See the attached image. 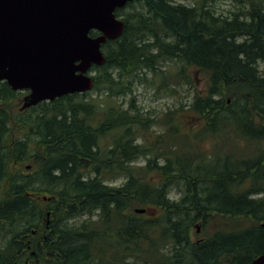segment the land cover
Returning a JSON list of instances; mask_svg holds the SVG:
<instances>
[{
    "label": "trees",
    "instance_id": "1",
    "mask_svg": "<svg viewBox=\"0 0 264 264\" xmlns=\"http://www.w3.org/2000/svg\"><path fill=\"white\" fill-rule=\"evenodd\" d=\"M209 1L117 10L126 27L102 46L90 92L15 113L28 92L0 82V264H251L264 254V0H234L225 15ZM169 64L193 87L190 72L202 74L206 88L160 122L135 97L124 104L149 74L167 86ZM155 124L163 130L147 145L141 131ZM209 221L218 230L194 241V225Z\"/></svg>",
    "mask_w": 264,
    "mask_h": 264
},
{
    "label": "water",
    "instance_id": "2",
    "mask_svg": "<svg viewBox=\"0 0 264 264\" xmlns=\"http://www.w3.org/2000/svg\"><path fill=\"white\" fill-rule=\"evenodd\" d=\"M135 1L0 0V82L28 92L21 111L92 91L91 69L106 63L102 46L126 27L116 11ZM251 264H264V254Z\"/></svg>",
    "mask_w": 264,
    "mask_h": 264
},
{
    "label": "rangeland",
    "instance_id": "3",
    "mask_svg": "<svg viewBox=\"0 0 264 264\" xmlns=\"http://www.w3.org/2000/svg\"><path fill=\"white\" fill-rule=\"evenodd\" d=\"M195 1L196 0H175V2L184 3L187 5H192L195 3ZM209 2L214 4L217 12L223 15L227 14L230 10L235 9L234 0H215V1L210 0ZM260 65L261 68H264V63H261ZM169 66L171 70L169 71L170 73L168 72L169 78L167 81V86L160 87L158 82L154 83L152 81V76L151 74H149L147 82L146 81H142V83L139 81L135 82L133 93L123 97L125 98L124 104L126 106H129L133 97H135L137 106L141 107L144 113L149 114V116H151L154 119H157V121L160 122L161 118L164 117V114L166 112H168L169 110H175L179 108L180 103H183L184 106L188 105L192 100L194 91L196 89L204 90L206 88L207 78L202 74H197V76L195 77L194 72H190L195 82L193 87L190 84H187L183 79L179 78L178 74L175 72L176 71L175 67H177L176 65L174 66V64H169L167 68ZM94 74L95 73H93V75ZM98 95H99L98 92L92 93L93 97H96ZM22 104H23V100H22ZM18 110L21 111V107L15 108V113H17ZM162 130L163 128L160 127L159 124H155L150 131H145V132L141 131V135L145 137L147 145H152L154 140L157 138L158 134L161 133ZM207 145H210L209 141H206L203 144L205 150L207 149L206 148ZM144 162L145 160H140V164H143ZM121 181L122 179H120L118 183H120ZM136 209L135 208L133 209L134 213ZM150 213L151 212L149 210V213L147 212L146 216L150 215ZM227 225H229L230 227L235 226L236 228H241L243 226H246L247 224L237 223L235 221H228ZM219 227L220 226H217V224L211 225L210 221L207 222L206 226L203 222H198L194 225V231L192 233L193 240L200 241L201 239L204 238L205 234H212L216 230H218ZM167 252H169V250Z\"/></svg>",
    "mask_w": 264,
    "mask_h": 264
},
{
    "label": "flooded vegetation",
    "instance_id": "4",
    "mask_svg": "<svg viewBox=\"0 0 264 264\" xmlns=\"http://www.w3.org/2000/svg\"><path fill=\"white\" fill-rule=\"evenodd\" d=\"M50 225V221L49 222H47V226H49Z\"/></svg>",
    "mask_w": 264,
    "mask_h": 264
}]
</instances>
